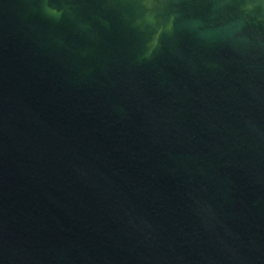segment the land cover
Wrapping results in <instances>:
<instances>
[{
  "label": "water",
  "instance_id": "95a60500",
  "mask_svg": "<svg viewBox=\"0 0 264 264\" xmlns=\"http://www.w3.org/2000/svg\"><path fill=\"white\" fill-rule=\"evenodd\" d=\"M0 264H264V0H0Z\"/></svg>",
  "mask_w": 264,
  "mask_h": 264
}]
</instances>
